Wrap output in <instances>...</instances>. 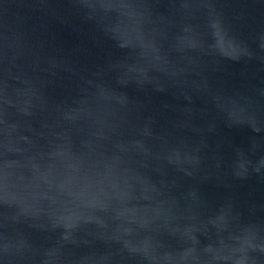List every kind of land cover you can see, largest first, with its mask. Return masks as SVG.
<instances>
[{
  "label": "water",
  "instance_id": "water-1",
  "mask_svg": "<svg viewBox=\"0 0 264 264\" xmlns=\"http://www.w3.org/2000/svg\"><path fill=\"white\" fill-rule=\"evenodd\" d=\"M0 264H264V0H0Z\"/></svg>",
  "mask_w": 264,
  "mask_h": 264
}]
</instances>
